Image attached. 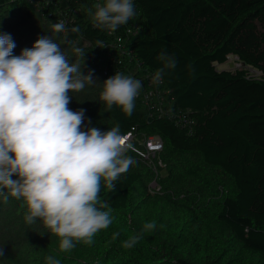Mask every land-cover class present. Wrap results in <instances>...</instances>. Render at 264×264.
Returning <instances> with one entry per match:
<instances>
[{"label": "trees", "instance_id": "1", "mask_svg": "<svg viewBox=\"0 0 264 264\" xmlns=\"http://www.w3.org/2000/svg\"><path fill=\"white\" fill-rule=\"evenodd\" d=\"M57 1V7L55 0L42 3L39 12L29 0H0V29L26 32L33 44L50 36L70 62L83 63L82 74L92 73L96 84L69 93V108L85 110L86 127L107 131L118 124L122 135L136 128L137 134L163 138L162 193L148 192L153 169L127 152L135 163L114 190L102 182L100 197L112 209V224L91 245L77 243L68 252L59 249V238L41 221L25 222L22 201L0 199V264H46L48 256L61 264H264V0L134 1L137 15L131 23L140 25L135 52L153 70L163 67L161 52L175 57V68L165 69L162 78L174 104L193 111L191 136L170 121L150 118L136 100L130 116L117 106L106 109L100 93L109 77L99 68L102 51L95 45L104 34L92 27L88 8L93 4ZM83 6L76 21L65 24L67 31L52 30L66 7ZM73 46L84 49L83 60ZM230 56L242 68L218 70L216 65ZM209 173H219L228 184L212 202L218 207L212 214ZM147 222H155L154 230L143 231ZM114 233H119L115 239ZM133 235L141 239L124 248Z\"/></svg>", "mask_w": 264, "mask_h": 264}, {"label": "clouds", "instance_id": "2", "mask_svg": "<svg viewBox=\"0 0 264 264\" xmlns=\"http://www.w3.org/2000/svg\"><path fill=\"white\" fill-rule=\"evenodd\" d=\"M88 11L93 26L109 32L137 15L133 0H96ZM52 30L67 31L65 22L52 24ZM97 45L106 47L102 41ZM15 47L10 35L0 33V199L22 201L25 222L41 221L59 238L62 252L81 242L91 245L96 234L112 224V209L100 197L102 182L106 190H114L135 163L127 155L131 145L118 124L107 131L86 127L85 110L69 108L70 92L97 81L91 72L82 74L83 63L70 62L60 43L40 37L20 55L12 54ZM72 51L83 60V48L73 46ZM158 59L163 67L155 71L153 83L176 66L175 57L164 52ZM141 88L140 80L116 72L103 81L100 100L107 110L117 106L130 116ZM155 227V222H147L143 231ZM118 236L114 233L113 239ZM140 239L133 235L123 247L130 249ZM46 264L61 261L48 256Z\"/></svg>", "mask_w": 264, "mask_h": 264}, {"label": "built area", "instance_id": "3", "mask_svg": "<svg viewBox=\"0 0 264 264\" xmlns=\"http://www.w3.org/2000/svg\"><path fill=\"white\" fill-rule=\"evenodd\" d=\"M84 1L86 4L90 2L93 5L96 2V0ZM39 2L41 5L42 3L48 5L53 0H39ZM58 2L55 0V7H57L56 4ZM80 2L82 0L76 1V3ZM84 8L85 6L70 10L66 7V13L64 12L65 15L62 14L63 16L59 21H64L65 24H72L76 21L75 16ZM92 27L96 28L93 24ZM101 30L104 35L98 41H102L106 47H97V42L95 45L102 51L101 59L98 60H100L99 68L102 69L103 76L111 77L116 72H119L140 80L142 82V88L136 101H139L146 108L148 116L150 118L170 121L176 127L184 130L189 136L193 135L196 127V119L193 111L182 109L174 104L175 100L171 95V91L166 88L163 78L160 83L152 82V76L156 70L148 67L135 52L133 41L140 33V25L136 23L132 24L130 20L127 24L120 26L115 32ZM85 42L87 45L91 43L88 40H85ZM231 57L238 61L237 57L230 56L229 59ZM124 136L126 137V142L131 145L128 152L134 153L139 160L153 169L154 179L148 185V192L152 195L162 193L159 179L166 169V164L161 159V154L165 146L163 138L160 135L137 134L136 128H133L124 134Z\"/></svg>", "mask_w": 264, "mask_h": 264}, {"label": "rangeland", "instance_id": "4", "mask_svg": "<svg viewBox=\"0 0 264 264\" xmlns=\"http://www.w3.org/2000/svg\"><path fill=\"white\" fill-rule=\"evenodd\" d=\"M29 1L33 3V5L36 6L37 10L40 12V9L42 8L39 0H34V1L29 0ZM0 33L8 34L11 36L12 40L15 42L16 45V47L14 48L15 50L17 49L16 55H20L23 49L30 48V46H33V41L30 35L26 32H24L23 34H15L9 31L8 29H6V26H3L0 29ZM216 66L218 70H228V71H236V69L242 68V65L232 57L226 63L217 64ZM164 174L165 172H163V175ZM206 178L211 179L213 181L212 187L210 186L209 189L206 191V195L208 196L207 200L210 201L208 209L209 212L212 214L215 213L216 209L218 208L217 206H212V204H215L212 202L213 201L218 202L220 200L219 197H221L223 192L224 193L226 192V188L228 184L226 180H223L222 176L219 173L217 174L209 173ZM215 187L217 190H215ZM153 207H155V209H160L161 206H153Z\"/></svg>", "mask_w": 264, "mask_h": 264}]
</instances>
